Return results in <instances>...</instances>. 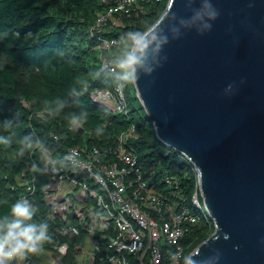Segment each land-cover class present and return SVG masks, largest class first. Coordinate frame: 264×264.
Segmentation results:
<instances>
[{"label": "water", "instance_id": "95a60500", "mask_svg": "<svg viewBox=\"0 0 264 264\" xmlns=\"http://www.w3.org/2000/svg\"><path fill=\"white\" fill-rule=\"evenodd\" d=\"M208 2L215 19L206 0L167 2L134 86L159 140L195 166L214 221L189 255L264 264V0Z\"/></svg>", "mask_w": 264, "mask_h": 264}, {"label": "trees", "instance_id": "16d2710c", "mask_svg": "<svg viewBox=\"0 0 264 264\" xmlns=\"http://www.w3.org/2000/svg\"><path fill=\"white\" fill-rule=\"evenodd\" d=\"M166 3L167 0L146 1L145 11L139 15L133 11L130 15L120 14L119 23L107 20L91 32L90 28L108 5L104 0H0V121L15 117L18 124L11 146L0 145V199L6 198L11 203L28 193L24 178L32 170L26 171L27 162L31 153L37 157L39 152L35 149L23 156L18 154L19 141L24 135L33 134L43 144L55 148L59 156L66 147L89 140L82 132L68 129L69 114L83 107L88 111L84 125L92 131L94 143H112L120 132L135 125L131 143L145 166L155 167L153 181L158 183L165 174L173 175L177 180L174 198L191 204L198 188L194 165L159 140L141 102L137 107L128 102L140 100L133 85L123 90L129 106L127 114L112 112L94 101L90 94L94 88L116 91L115 64L126 47L125 43L123 47L103 50L101 39L119 38L129 30L142 29L158 19ZM110 63L114 65V72ZM130 85L133 95H130ZM73 86L83 92L79 105L72 104L68 96ZM55 98L69 100V107L56 117L41 114L44 102ZM97 127L103 129L101 135L96 134ZM54 133L58 134V139ZM0 134L7 135L2 129ZM24 170L26 175L22 174ZM35 185L29 195L38 207L35 219L47 221L52 229L50 221L44 217L49 208L43 201L41 182L36 180ZM198 197L203 203L199 193ZM192 209L198 210L194 206ZM6 210V206L0 207V212ZM214 228L210 216L190 225L185 241L191 245L186 253L205 240Z\"/></svg>", "mask_w": 264, "mask_h": 264}, {"label": "built area", "instance_id": "2783aa9c", "mask_svg": "<svg viewBox=\"0 0 264 264\" xmlns=\"http://www.w3.org/2000/svg\"><path fill=\"white\" fill-rule=\"evenodd\" d=\"M104 1L108 5L91 32L107 20L119 23L120 14L130 15L133 11L139 15L145 11L144 2L150 0ZM122 41L103 37L100 46L108 50ZM109 66L114 72V65ZM90 94L112 112L129 111L123 91L94 88ZM45 113V109L41 110V114ZM78 131L89 140L66 147L63 155L43 144L53 159L75 153L71 163L46 166L37 148V157L31 153L27 162L26 171L32 173L22 172L28 193L21 197L29 198L39 180L43 201L49 208L44 217L53 226L49 230L52 243L46 244L42 252L30 254L23 264H174L169 252L178 253V261L180 256L189 255L191 251H186L191 242H186L185 236L190 225L210 216L199 200L198 188L189 204L174 198L177 180L173 175L165 174L158 183L154 182L155 167L147 168L131 143L135 136L133 124L109 144L94 143L93 133L85 125ZM54 137L58 139V134L54 133ZM169 148L189 160L182 152ZM33 163L41 171H34ZM43 185L50 187L42 189ZM94 211L103 212L106 219L94 220Z\"/></svg>", "mask_w": 264, "mask_h": 264}, {"label": "clouds", "instance_id": "9594fccd", "mask_svg": "<svg viewBox=\"0 0 264 264\" xmlns=\"http://www.w3.org/2000/svg\"><path fill=\"white\" fill-rule=\"evenodd\" d=\"M174 0H172V3ZM211 3L206 0V8L209 9L208 16L210 19H215L217 13L211 11ZM171 13V6L164 13L162 19L145 25L142 29L129 30L121 35L119 41H125L126 47L115 64L116 76L114 79L118 81L115 84L117 92H122L124 88L131 84L135 85L140 78V71L143 67V60L146 58L147 50L150 45L157 39L158 30L161 29L164 19L167 14ZM210 27V25H208ZM117 42V41H114ZM83 95L81 90L73 86L68 93L72 98L71 103L79 105L80 97ZM45 111L50 117L60 115L65 108L69 107V100L65 98H55L52 101H45ZM88 120V111L81 107L80 111L69 114L68 123L70 130L78 131ZM18 124L15 117L0 121V129L7 135L0 134V145L6 147L11 146L13 138L17 135L16 129ZM96 134L101 135L103 129L96 128ZM41 149V160L45 165L57 164L66 166L74 160L75 153H68L60 160L53 159L47 152L43 143L34 138V135L29 133L24 135L19 141L18 154L23 156L25 152H30L35 149ZM34 171H41L36 163H33ZM50 185H43L42 189H47ZM7 207V210L0 212V264H23L30 254H37L44 250L46 244L52 243V236L49 234L50 226L45 220H36L38 207L27 197H21L14 202H9L8 199H0V207ZM94 220L106 219V216L101 211L92 212ZM178 253L169 252L171 260L174 264H197L193 259V255H184L177 260ZM204 264H209L205 261Z\"/></svg>", "mask_w": 264, "mask_h": 264}, {"label": "rangeland", "instance_id": "374dc122", "mask_svg": "<svg viewBox=\"0 0 264 264\" xmlns=\"http://www.w3.org/2000/svg\"><path fill=\"white\" fill-rule=\"evenodd\" d=\"M125 41H122V43H121V47H123L124 45H125ZM133 87H134V89H135V86L133 85ZM134 89L131 87V85H130V95H133L134 94ZM136 90V89H135ZM136 92V91H135ZM128 102L131 104V105H134V106H138V102H141L140 100H128ZM140 112H142V110L140 111Z\"/></svg>", "mask_w": 264, "mask_h": 264}]
</instances>
